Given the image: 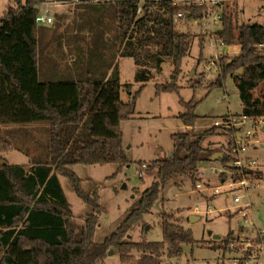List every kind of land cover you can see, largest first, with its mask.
Masks as SVG:
<instances>
[{"label": "trees", "instance_id": "trees-1", "mask_svg": "<svg viewBox=\"0 0 264 264\" xmlns=\"http://www.w3.org/2000/svg\"><path fill=\"white\" fill-rule=\"evenodd\" d=\"M57 1L79 10L74 37L85 30L88 44L84 48L82 40H77L73 47L76 55L55 77L42 79L40 48L49 28L37 24L36 17L45 0H12L0 20V127H13L0 132V153L16 151L14 143L24 147L30 139L39 142L32 135L34 129L46 133L45 141L34 148V155L18 148L31 158L28 167L0 165V264H97L109 250L118 253L122 264H171L169 260L182 254V246L194 245L195 240L190 230L171 222L166 213L160 217L161 242L135 243L124 240V236L133 224L150 214L167 184L179 178L188 179L194 187L200 180L201 164L212 162L210 158L217 150L209 142L207 146L203 143L218 135L220 128L194 131L198 102L180 100L185 110L181 120L191 130L171 135L174 149L170 158L139 163L140 167L146 164L145 171L154 172L155 179L144 191L135 189L124 221L102 243L93 241L104 209L98 187L85 192L83 180L72 168L114 164L120 170L130 164L120 124L134 119L141 90L162 72L166 61L172 64L171 78L155 83V95L179 93L177 78L192 36L180 32L173 19L180 11L189 20L199 19L204 9L149 0L143 4V15L138 16L137 0ZM221 17L218 39L224 47L239 46L240 52L234 58H221L220 72L207 88H222L225 79L231 77L243 106L240 118H264V24L237 25L235 17L223 10ZM58 27L57 22L52 29ZM125 57L132 58L136 67L134 83L140 87L134 93L132 84L120 83L117 63ZM257 89L259 96L254 97ZM123 91L129 96L126 102L121 100ZM221 129L228 136L229 147L217 162L235 172L234 180H241L243 175L230 164L234 158L227 155L237 130ZM243 174L253 175L254 171L245 169ZM59 177L68 180L76 197L89 209L79 229L72 226V208ZM231 239L230 232L214 248L226 254ZM134 253L137 258H133ZM247 257L245 253L240 264Z\"/></svg>", "mask_w": 264, "mask_h": 264}, {"label": "rangeland", "instance_id": "rangeland-1", "mask_svg": "<svg viewBox=\"0 0 264 264\" xmlns=\"http://www.w3.org/2000/svg\"><path fill=\"white\" fill-rule=\"evenodd\" d=\"M137 1L142 5L147 0ZM11 6L12 0H0V20ZM64 6L61 9L58 8L56 12L52 10L53 25L48 26L49 31L41 43L42 79L55 77L57 73L68 68L73 55H76L73 47L77 40H82L80 44L84 48L88 44L85 30L78 35L79 38L74 37L76 35L75 21L80 20L79 10H76L73 4ZM221 7V11L230 12L235 17L234 22L237 25L264 24V0H225ZM45 8L43 5L41 13H44ZM57 22L58 29H52ZM177 28L180 32L189 33L192 36L189 52L182 61L177 78L179 93L155 95V83H166L171 78L172 64L166 61L162 65V72L141 90L136 100L134 119L123 121L120 124L124 150L130 164L120 170L114 164L76 165L72 168L73 172L83 180L81 187L85 192L90 191L94 186L98 187L100 204L104 209L98 218L93 241L99 244L109 237L127 216L134 201L135 189L142 192L154 181V172L144 171L142 178L139 177V163L168 158L174 149L171 135L191 130L181 120L185 110L180 105V100L186 103L193 100L198 102L194 111L198 116L194 127L195 132L211 128L214 120L222 121L229 116L238 120L241 134L249 141L243 156L257 163L255 169L252 170L254 174L244 177L246 181H242L245 183L241 184L238 182L240 180H234L235 172L224 169L219 162L201 164L198 175L200 180L194 187L188 179L176 178L167 184L159 199L154 203L150 214L143 216L140 221L133 224L125 234L124 240L135 243L142 240L161 242L163 237L160 217L162 213H166L171 216V222L190 230L195 240L194 245H183L182 254L178 258L169 260L171 264H232L228 256H224L222 250L214 247L219 241L226 240L230 232H235L243 225L240 213L249 211V217L254 220L255 225L262 228H258L260 235L245 224V231L247 230L254 244L258 243V240L262 242V249L256 255L257 258L253 259L252 264H264V131H262L264 130V118L241 121L243 106L236 83L231 77L228 76L225 79L222 88L212 91L207 88L220 72L221 58H234L240 51L234 50L235 46L217 45L216 27L204 29L203 22L197 24L191 21L179 22ZM70 36L71 40L67 42L66 39ZM109 37L113 40L112 34ZM110 38L107 39L110 40ZM200 42L202 49L199 46ZM117 70L120 83L132 84V93L136 92L140 85L134 83L136 67L133 59L119 58ZM193 85L195 87H192ZM259 89L254 91V97L259 96ZM128 99V94L125 91L121 92V100L126 102ZM5 129L1 126L0 132H4ZM218 132V135L205 140L203 145L207 146L209 142L211 148L224 154L229 147L227 145L228 136L222 134V129ZM247 132L250 133L249 139L245 137ZM32 135L39 142L30 139L24 147L14 143V149L29 150L30 154L34 155L35 150L37 151L34 148L37 143L42 144L45 141L46 133L42 129H34ZM17 150L7 155L0 153V163L28 167L31 158L25 155L26 152L19 153ZM214 168L222 169L224 173L214 175ZM59 182L72 208V226L79 229L89 209L76 197L67 179L59 177ZM198 185L200 190L197 188ZM220 186H224V193L214 194L213 190ZM236 197L240 198L239 205L234 202ZM248 203V209L247 207L243 209L245 207L242 206ZM214 236H219L220 240L214 239ZM137 257L138 254L134 253L133 258ZM97 264H122V262L115 250H109L106 258Z\"/></svg>", "mask_w": 264, "mask_h": 264}, {"label": "built area", "instance_id": "built-area-1", "mask_svg": "<svg viewBox=\"0 0 264 264\" xmlns=\"http://www.w3.org/2000/svg\"><path fill=\"white\" fill-rule=\"evenodd\" d=\"M102 1H111V0H94V2H102ZM149 1V0H147ZM150 1H161V0H150ZM170 1L174 6H177L179 8H192V7H198L203 8L204 12L201 18L199 19H188V16L185 15L183 11H180L175 17L174 22L176 24H179V22H185V21H191L194 24H197L198 22H203L204 29H213L216 27V34L220 30L222 26V17H221V6L224 3L225 0H168ZM146 2V1H145ZM144 2V3H145ZM143 3V4H144ZM143 4L138 6L137 8V15L142 16L143 11L142 7ZM36 23L39 25H47L50 26L53 24V19L50 16L49 11L46 9L44 10V13H41L36 17ZM216 38L218 40L217 45L223 46L221 41L218 39L217 35ZM216 46V45H215ZM241 121L244 122L245 119L241 118ZM212 127L216 128H234L237 130L235 136H234V146L231 149L230 152L227 153V155H230L234 158V160L231 162V166L238 168L237 172L238 174L243 175L241 178L242 180L238 181L241 184L245 183L242 181H246L244 177V170H254L257 163L247 158L244 155L246 152V148L248 147L249 141L244 139V136L241 134V129L238 127V120L229 116L226 119L222 121L214 120L212 123ZM245 137L247 139L250 138V133L247 132L245 134ZM146 164H143L140 167L139 177H142L143 172L146 169ZM226 169V168H224ZM214 175H218L219 173H224L222 169H213ZM233 183V181H232ZM197 188L200 190V186L198 185ZM224 186L217 187L213 190V193L216 195L223 194L224 192ZM234 202L239 205L240 198L236 197L234 198ZM245 207L243 209H248L249 203L245 204ZM249 212V211H248ZM246 211L241 212V217L243 219V225L240 226L235 232H232V239L229 242L228 245V251L225 255L228 256V258L231 260L232 264H240L241 259L243 258L244 254L247 253L248 257L247 260L244 262V264H252L253 259L256 257L257 254H259L260 250L262 249V242L254 244L253 239L249 238V235L247 233V230L245 231V224L250 226L252 229L256 230L261 235L260 230L258 229V226L255 225L254 220L249 217V214ZM241 227L243 229H241ZM257 258V257H256Z\"/></svg>", "mask_w": 264, "mask_h": 264}, {"label": "crops", "instance_id": "crops-1", "mask_svg": "<svg viewBox=\"0 0 264 264\" xmlns=\"http://www.w3.org/2000/svg\"><path fill=\"white\" fill-rule=\"evenodd\" d=\"M45 6L46 8H45V10L47 9L48 11H49V13H50V16H51V12H52V10L54 11V12H56L57 10H58V8H63V6L65 5V4H63V3H61V2H59V1H57V0H52V1H50V2H48V1H45V3L44 4H42L41 6H40V11H41V8H42V6ZM65 7V6H64ZM233 49L234 50H238V52L240 51V49H239V47H233ZM6 129L8 128V129H10V128H13L12 126H7V127H5ZM264 131V130H263ZM20 153V152H19ZM240 228V227H239ZM258 228H261V227H259L258 226ZM262 229V228H261ZM264 235V234H263Z\"/></svg>", "mask_w": 264, "mask_h": 264}, {"label": "water", "instance_id": "water-1", "mask_svg": "<svg viewBox=\"0 0 264 264\" xmlns=\"http://www.w3.org/2000/svg\"><path fill=\"white\" fill-rule=\"evenodd\" d=\"M38 9V8H37ZM241 71V70H240ZM263 131V130H262ZM171 155L172 154H170L169 156H168V158H170L171 157ZM223 157V154L222 153H220V152H216V153H214L213 155H212V157L210 158V161H212V162H214V161H218L219 159H221ZM0 165H3L2 163H0ZM192 219H195V218H192ZM214 239H216V240H220V238H219V236H214ZM111 253H109V255H110Z\"/></svg>", "mask_w": 264, "mask_h": 264}]
</instances>
